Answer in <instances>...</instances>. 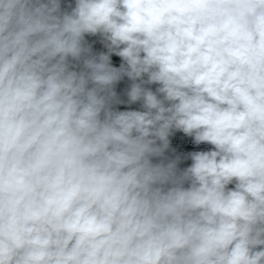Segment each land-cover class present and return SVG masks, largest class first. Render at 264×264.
Here are the masks:
<instances>
[{"label":"clouds","instance_id":"1","mask_svg":"<svg viewBox=\"0 0 264 264\" xmlns=\"http://www.w3.org/2000/svg\"><path fill=\"white\" fill-rule=\"evenodd\" d=\"M0 264H264V0H0Z\"/></svg>","mask_w":264,"mask_h":264},{"label":"trees","instance_id":"2","mask_svg":"<svg viewBox=\"0 0 264 264\" xmlns=\"http://www.w3.org/2000/svg\"><path fill=\"white\" fill-rule=\"evenodd\" d=\"M67 2V0H62V3ZM72 2L74 3V0H72ZM97 37H92V36H88L86 37V39L88 40H92L95 39ZM112 59V63L114 66L119 67L120 63H121V58L119 57H113ZM130 82L127 80V78H125L123 81H121L117 86H116V91L118 93V95H120L121 97L123 96V92L124 89L128 86ZM153 89L155 88V86H152ZM119 108V107H118ZM119 110L123 111V109L119 108ZM183 133L182 132H176L172 137H170L171 139V148L175 149L177 154L180 153H188L191 151H207L211 149V145L208 144H200V145H195L192 143V140L190 137H183ZM191 163V161H184L180 167H186ZM231 187V185H230Z\"/></svg>","mask_w":264,"mask_h":264},{"label":"built area","instance_id":"3","mask_svg":"<svg viewBox=\"0 0 264 264\" xmlns=\"http://www.w3.org/2000/svg\"><path fill=\"white\" fill-rule=\"evenodd\" d=\"M88 41H89V43L92 44L94 52L106 51V49L103 47V45L99 42L98 37L95 39H92V40H88ZM113 57H118V56L113 55L112 58Z\"/></svg>","mask_w":264,"mask_h":264},{"label":"rangeland","instance_id":"4","mask_svg":"<svg viewBox=\"0 0 264 264\" xmlns=\"http://www.w3.org/2000/svg\"><path fill=\"white\" fill-rule=\"evenodd\" d=\"M122 99H126V97H121ZM119 108L123 109V110H139L140 108V105L137 103V104H133V105H119L118 106ZM183 137H186L185 135H183Z\"/></svg>","mask_w":264,"mask_h":264}]
</instances>
